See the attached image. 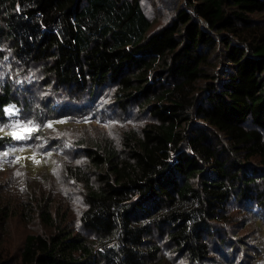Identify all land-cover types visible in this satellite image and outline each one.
I'll list each match as a JSON object with an SVG mask.
<instances>
[{"label": "trees", "instance_id": "trees-1", "mask_svg": "<svg viewBox=\"0 0 264 264\" xmlns=\"http://www.w3.org/2000/svg\"><path fill=\"white\" fill-rule=\"evenodd\" d=\"M7 55L75 99L112 85L120 108L152 119L124 133L120 151L85 148L92 177L68 168L92 237L40 205L54 230L26 234L18 264H145L161 252L155 237L202 264L230 202L264 207V0H184L154 30L140 0H0V62ZM21 101L0 82V123ZM11 141L0 135V151Z\"/></svg>", "mask_w": 264, "mask_h": 264}, {"label": "rangeland", "instance_id": "rangeland-1", "mask_svg": "<svg viewBox=\"0 0 264 264\" xmlns=\"http://www.w3.org/2000/svg\"><path fill=\"white\" fill-rule=\"evenodd\" d=\"M184 0H140L153 30L172 18ZM9 81L21 94V108H4L7 119L0 123L1 136L12 139L0 151V204L10 210L6 221L0 220L3 264H18V252L26 234H49L39 217L38 206L49 205L56 224L91 238L79 226L84 209L83 185L67 173L68 168L94 175L84 149L102 141L122 149V135L139 132L152 119L136 106L120 108L114 87L104 85L94 95L77 99L64 89L47 83L42 67H20L8 55L0 62V82ZM25 102L27 105H24ZM12 108V112L6 111ZM31 121V124L28 122ZM27 127H13V125ZM14 135L27 136L15 139ZM3 153H8L7 156ZM263 182V181H260ZM260 184V183H259ZM262 187V184H260ZM256 203L227 206V223L216 224L218 231L209 240L208 261L202 264H264V207ZM224 240L220 246V241ZM159 257L145 264H192L174 252L165 240L155 237ZM225 244V245H223Z\"/></svg>", "mask_w": 264, "mask_h": 264}, {"label": "snow or ice", "instance_id": "snow-or-ice-1", "mask_svg": "<svg viewBox=\"0 0 264 264\" xmlns=\"http://www.w3.org/2000/svg\"><path fill=\"white\" fill-rule=\"evenodd\" d=\"M12 110H13L12 108H9L6 111L11 113ZM31 123H32L31 121L28 122V124H31ZM13 127H27V125L16 124V125H13ZM0 131H3V129H0ZM14 138L15 139H27V136L14 135ZM3 155L7 156L8 153H3Z\"/></svg>", "mask_w": 264, "mask_h": 264}]
</instances>
